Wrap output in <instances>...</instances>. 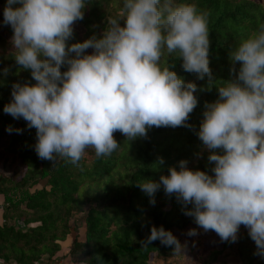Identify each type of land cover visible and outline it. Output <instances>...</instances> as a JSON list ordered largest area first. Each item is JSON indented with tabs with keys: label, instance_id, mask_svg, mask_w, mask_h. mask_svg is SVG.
Returning a JSON list of instances; mask_svg holds the SVG:
<instances>
[{
	"label": "clouds",
	"instance_id": "clouds-1",
	"mask_svg": "<svg viewBox=\"0 0 264 264\" xmlns=\"http://www.w3.org/2000/svg\"><path fill=\"white\" fill-rule=\"evenodd\" d=\"M85 6V0H7L4 9V23L14 31L15 60L36 81L14 85L4 112L37 130L35 151L41 159L59 157L76 166L89 149L97 158L116 151V132L135 140L152 127L189 126L197 86L161 68L165 49L179 54L185 71L212 79L208 14L195 5L124 0V26L110 16L101 39L69 47ZM89 48L94 53L85 55ZM230 61L233 74L240 64L238 75L218 87L216 102L206 104L198 132L211 153L214 175L181 161L179 170L170 168L159 183L137 186L150 197L163 186L199 228L223 241L235 242L243 225L264 256V25L230 51ZM64 65L68 70L61 72ZM157 239L175 245V251L181 247L170 231L155 226L142 243Z\"/></svg>",
	"mask_w": 264,
	"mask_h": 264
},
{
	"label": "trees",
	"instance_id": "trees-1",
	"mask_svg": "<svg viewBox=\"0 0 264 264\" xmlns=\"http://www.w3.org/2000/svg\"><path fill=\"white\" fill-rule=\"evenodd\" d=\"M84 18L76 21L68 46L101 39L111 16L124 26V0H85ZM195 5L208 14L209 61L212 79L189 73L178 53L161 57V68L174 71L185 84L194 83L198 105L182 127H152L146 137L128 140L114 134L120 144L110 156L97 158L89 149L79 166L63 158L41 159L35 151L37 130L22 117L4 112L12 102L16 84L35 85L31 71L15 60L14 31L4 23L7 0H0V259L15 264H37L43 255L52 259L63 244L69 245L72 263L83 264H264L249 230L241 225L235 242L223 241L214 231L205 232L184 205L165 193L163 186L150 197L138 185L146 180L159 183L169 169L179 170L181 161L193 171L214 175L210 151L199 139L206 104L219 99L218 87L235 79L240 64L230 61V51L264 25V0H174ZM15 5L14 7H18ZM94 53L89 48L85 55ZM75 53L71 54V58ZM68 65L61 67V72ZM11 129V131H9ZM219 154H223L222 152ZM164 163L160 164L159 160ZM155 203H151L152 200ZM192 205H188L191 210ZM81 216V220L77 219ZM163 227L180 242L168 246L157 239L144 244L151 229ZM196 229L194 240L187 238ZM80 230V231H79ZM216 244H204V237ZM193 241L194 243H191ZM188 243L186 253H179Z\"/></svg>",
	"mask_w": 264,
	"mask_h": 264
},
{
	"label": "crops",
	"instance_id": "crops-1",
	"mask_svg": "<svg viewBox=\"0 0 264 264\" xmlns=\"http://www.w3.org/2000/svg\"><path fill=\"white\" fill-rule=\"evenodd\" d=\"M4 203L3 197L0 195V224L3 223L2 218V205ZM69 245L63 244L61 246V250L54 256L52 259L49 258L48 255H43L41 259L37 262V264H83V263H72L69 258ZM0 264H15L13 261L11 262H4L0 259Z\"/></svg>",
	"mask_w": 264,
	"mask_h": 264
},
{
	"label": "rangeland",
	"instance_id": "rangeland-1",
	"mask_svg": "<svg viewBox=\"0 0 264 264\" xmlns=\"http://www.w3.org/2000/svg\"><path fill=\"white\" fill-rule=\"evenodd\" d=\"M74 27H76V28H78V29H80L79 28V26H77L76 24H74L73 25ZM1 145V144H0ZM0 159H3L2 158V152H1V150H0ZM77 219L80 221L81 220V216H77ZM80 231V230H79ZM186 237L187 238H194L193 236H190V235H186ZM204 239H205V241H204V244H209V245H212V244H216L217 243V240L216 239H212V238H209V236L207 235V236H205L204 237ZM194 240V239H193ZM191 243H194L193 241H191ZM185 246H182V248H181V250H180V252L179 253H186L187 252V250H188V243H186V244H184Z\"/></svg>",
	"mask_w": 264,
	"mask_h": 264
}]
</instances>
